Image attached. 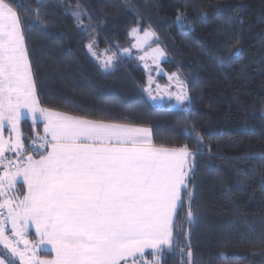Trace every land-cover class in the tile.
Returning <instances> with one entry per match:
<instances>
[{"label":"trees","instance_id":"obj_1","mask_svg":"<svg viewBox=\"0 0 264 264\" xmlns=\"http://www.w3.org/2000/svg\"><path fill=\"white\" fill-rule=\"evenodd\" d=\"M40 2L13 0L41 106L149 128L157 146L200 149L187 189L191 202L185 192L176 219L178 243L161 264H188L184 246L194 264H264V0H47L37 9ZM73 10L85 13L91 32L81 31ZM134 27L156 34L147 49H163L166 74L176 72L187 84V112L144 91L145 70L122 54ZM93 38L100 50L116 53L107 73L87 50ZM33 127L22 121L28 145Z\"/></svg>","mask_w":264,"mask_h":264},{"label":"snow or ice","instance_id":"obj_2","mask_svg":"<svg viewBox=\"0 0 264 264\" xmlns=\"http://www.w3.org/2000/svg\"><path fill=\"white\" fill-rule=\"evenodd\" d=\"M46 3L41 0L37 9ZM84 14L72 11L81 31L88 33L92 28L82 23ZM176 19L183 23L185 17ZM23 28L13 0H0V247L6 250L0 264L16 259L19 264H161L165 251L173 252L178 243L176 219L200 149L157 146L149 128L41 106ZM130 35L136 40L132 47L143 51L156 34L146 29L141 36L134 27ZM95 43L90 39L87 50L107 73L115 67L116 53H100ZM165 56L157 46L139 59L151 58L159 68ZM168 79L175 91L166 86L165 95L187 112V84L176 72ZM144 91L156 101L150 87ZM29 118L34 125L30 145L21 129ZM192 131L199 141L200 134ZM187 196L191 202L193 193ZM193 220L189 203L187 222ZM30 229L35 239H30ZM186 247L188 264H194L189 246L181 247V254ZM49 251L52 258L41 255ZM221 257L229 259L224 253Z\"/></svg>","mask_w":264,"mask_h":264},{"label":"rangeland","instance_id":"obj_3","mask_svg":"<svg viewBox=\"0 0 264 264\" xmlns=\"http://www.w3.org/2000/svg\"><path fill=\"white\" fill-rule=\"evenodd\" d=\"M139 32H140V35L142 36L144 31H140L139 30ZM130 37L132 39V45L135 44L136 43L135 38L133 36H131V35H130ZM150 43H151V41H150ZM132 45H131L130 48H127V49H129V52L128 53H125L124 50H123L122 51V54L125 55V56H134L135 58L138 59L140 65L142 66V68L145 70V72L147 74V85H146V87H150L153 95H156L157 96V99H156L155 102L156 103H160L162 101L163 102L165 101V103H167V105L169 107L183 108V106L176 105L174 100H171V101L168 100L167 96L165 95V87L166 86H168L167 87V91H175L174 84H171L170 83V81L168 79V74H166V72L164 71L163 66H162L163 62L166 60V56H165V58H162L160 60V62H159V68H157L156 63L151 58L146 57V60L145 61H142V60L139 59V56L145 55L146 52L150 54L151 51H152V49H154V48H148L147 49V47H146L145 50L141 51V50H138L137 48L132 47ZM94 47L96 48V50L98 52H100V53H106L107 55H109L106 51L100 50L97 47L96 43H95ZM146 63H147V67H145V64ZM150 77L152 79L151 85H149V78ZM162 77L165 78V81H163V82L160 81ZM157 85L160 86L159 89H157ZM147 94H148V92H147ZM161 97H163V99H161Z\"/></svg>","mask_w":264,"mask_h":264},{"label":"crops","instance_id":"obj_4","mask_svg":"<svg viewBox=\"0 0 264 264\" xmlns=\"http://www.w3.org/2000/svg\"><path fill=\"white\" fill-rule=\"evenodd\" d=\"M27 120H29L30 122H32L31 121V119L29 118V119H27ZM128 127H131V126H128ZM43 134V127H42V132H41V135ZM5 136L7 137V133H5ZM36 159H39V156L38 157H35ZM17 188H18V190H19V192L22 194L24 191H25V189H24V187H23V181L22 180H19L18 181V184H17ZM30 239H35V232H34V230L33 229H30ZM21 247H22V245H21ZM148 251V250H147ZM50 252V251H49ZM51 253V252H50ZM44 256V258H52V253H51V256L50 257H48V256H45V255H43ZM18 262H19V260L18 259H16Z\"/></svg>","mask_w":264,"mask_h":264},{"label":"built area","instance_id":"obj_5","mask_svg":"<svg viewBox=\"0 0 264 264\" xmlns=\"http://www.w3.org/2000/svg\"><path fill=\"white\" fill-rule=\"evenodd\" d=\"M9 155H14V154H9ZM36 157H38V156H36Z\"/></svg>","mask_w":264,"mask_h":264}]
</instances>
